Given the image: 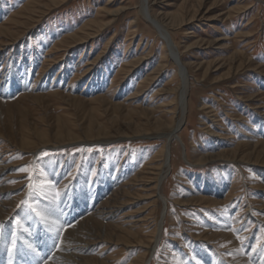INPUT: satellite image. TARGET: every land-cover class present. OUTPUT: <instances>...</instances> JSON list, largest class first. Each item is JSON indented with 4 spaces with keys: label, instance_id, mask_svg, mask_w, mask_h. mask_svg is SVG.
<instances>
[{
    "label": "rangeland",
    "instance_id": "1",
    "mask_svg": "<svg viewBox=\"0 0 264 264\" xmlns=\"http://www.w3.org/2000/svg\"><path fill=\"white\" fill-rule=\"evenodd\" d=\"M141 2L0 0V264L264 258V0H146L187 75L158 189L181 76Z\"/></svg>",
    "mask_w": 264,
    "mask_h": 264
},
{
    "label": "bare ground",
    "instance_id": "2",
    "mask_svg": "<svg viewBox=\"0 0 264 264\" xmlns=\"http://www.w3.org/2000/svg\"><path fill=\"white\" fill-rule=\"evenodd\" d=\"M141 9L144 11V16H145V19H147V22L155 29L158 36L162 39L164 46H165L167 57H169L171 62L175 61L177 63V64L175 63L176 64L175 66L177 69H178V66L180 67L179 71H180V76H181V80H180L181 83H180V88H179V98H178V111L180 114V119L177 120V122L174 125L171 133L164 136L166 143H165L164 149H163V165H162V169H161L162 172L160 173L158 180H157L156 189H158V184L160 183V180H161L164 172L169 167V161L171 158V154H170L171 149H170L169 144L171 143L172 139L174 138V136L178 130V127L180 126V123L182 122V119L185 115V109H186L185 95H186V90H187V83H186L187 75H186V69H185L184 65L181 63L180 58L177 55L176 48L167 40L166 32L164 31L163 25L160 24L158 21H156L154 18L149 16L148 9L146 6V0H142ZM0 93L3 94L4 90L3 91L1 90ZM146 185L147 184L145 183L143 185V187L145 188ZM156 197H158L159 201L161 202V204L163 206V208H162L163 210L161 212V217H160L161 220L158 222V224L156 226L154 239L161 235V232L163 229L162 222H163V219L165 218V215H166V201H165L164 197H162L160 194H157ZM0 209H2V207H0ZM119 210H120L119 208L113 206V207L98 210L97 214H99L98 216H100V217L108 218L111 220L117 216L116 214L119 212ZM84 211H86V210H84ZM76 213H78V212H75V211L73 213L70 212L69 216H68L67 213L64 212L62 214L63 218L61 219V223L64 225V224H68V223L72 222L73 221L72 219L75 217ZM59 233L60 232H58L57 235ZM51 236H53L52 233H51ZM88 236H89V234H88ZM83 237L85 238L84 235H83ZM4 238H5V236L3 233L0 237V252L2 251L1 241H4ZM88 238H90V237H88ZM56 241H57V239H56ZM37 243L38 244L40 243L39 240H37ZM55 244L56 243H54V244L50 243L48 248H45V247L42 248L41 247V249H39V250H41V253H43V254H40L38 256L39 257L37 259L38 262H44L45 260L49 259L48 264H80L81 263L80 257L82 255V253L91 251L90 250V247H91L90 243L87 241H82L80 239H73L72 241H70L67 244H63V243H61V241L57 242L56 246H55ZM151 249L152 248H150V250ZM0 256L2 258V253H0ZM0 262H1V260H0ZM45 263H47V262H45ZM256 263L257 264H264V258H261V257L257 258ZM7 264H12V263H7Z\"/></svg>",
    "mask_w": 264,
    "mask_h": 264
}]
</instances>
